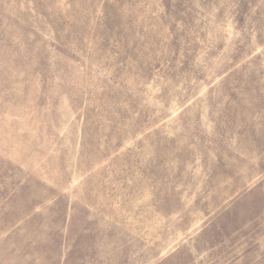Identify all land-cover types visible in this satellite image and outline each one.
Returning <instances> with one entry per match:
<instances>
[{
	"label": "rangeland",
	"instance_id": "374dc122",
	"mask_svg": "<svg viewBox=\"0 0 264 264\" xmlns=\"http://www.w3.org/2000/svg\"><path fill=\"white\" fill-rule=\"evenodd\" d=\"M0 264H264V0H0Z\"/></svg>",
	"mask_w": 264,
	"mask_h": 264
}]
</instances>
